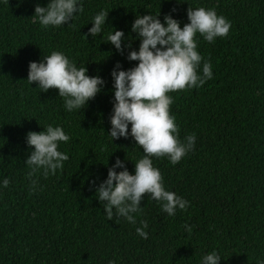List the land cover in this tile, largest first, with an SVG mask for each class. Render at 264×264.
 I'll return each mask as SVG.
<instances>
[{
	"label": "trees",
	"instance_id": "16d2710c",
	"mask_svg": "<svg viewBox=\"0 0 264 264\" xmlns=\"http://www.w3.org/2000/svg\"><path fill=\"white\" fill-rule=\"evenodd\" d=\"M47 3H0V180L10 181L0 189V264H200L213 250L220 264L264 260V0H81L73 20L42 27L31 17L36 4ZM189 6L214 8L231 28L211 43L196 36L201 69L210 61L212 79L168 93L179 138L195 134L193 149L176 165L152 157L165 189L188 206L169 216L146 193L142 210L133 213L135 224L115 214L108 220L91 181L106 179L117 157L131 173L144 155L131 137L112 141L107 134L110 73L117 62L124 70L138 63L126 59L139 48L131 31L136 15L160 12L163 23L171 13L183 27ZM101 9L109 12L106 25L95 38L86 36ZM112 27L131 46L123 54L106 43ZM52 51L106 81L85 108L68 112L58 89L42 92L28 83L29 62ZM47 125L69 136L58 147L69 158L55 174H34L38 183L30 190L25 162L34 146L26 144V134ZM141 221L148 224L147 239L135 231Z\"/></svg>",
	"mask_w": 264,
	"mask_h": 264
},
{
	"label": "clouds",
	"instance_id": "9594fccd",
	"mask_svg": "<svg viewBox=\"0 0 264 264\" xmlns=\"http://www.w3.org/2000/svg\"><path fill=\"white\" fill-rule=\"evenodd\" d=\"M7 2L9 0H0V3ZM80 11L81 0H48L46 6L35 5L31 18L42 27H59L73 20ZM108 14L103 9L96 13L86 36L95 38L100 34ZM159 16L160 12L158 15H136L131 31L137 34L139 48L128 51L126 59L138 63L124 70L117 62L110 73L113 99L109 117L111 127L107 134L112 141L131 137L144 155L134 162L131 173L125 160L117 157L108 168L106 179L98 185L95 180L91 181L108 220H112L115 214L135 224L133 213L142 210L141 201L146 193L169 216L174 215L177 209L185 210L189 203L165 189L161 172L153 165L152 157L166 156L171 164L176 165L193 149L195 134L187 135L183 141L179 138L176 117L170 114L173 97L168 93L199 88L212 79L210 61L204 60L201 69L203 58L197 50L196 36L199 34L205 41L214 42L217 37L228 35L231 22L218 15L214 8L205 7L189 6L188 23L183 27L171 13L164 15L163 23ZM112 29L114 31L106 35V43L123 54L131 46L125 42L122 30ZM87 72L85 66L77 67L64 53L52 51L39 62H29L27 81L30 85L35 82L42 92L58 89V96L64 98L65 110L72 112L85 108L106 84L101 76H89ZM25 139L30 148L34 146L25 163L30 169L27 173L30 190H35L38 181L34 174L42 172L45 177L55 174L68 160V155L58 147L60 142H68L69 136L61 126L47 125L41 132H28ZM116 169L122 170L117 172ZM9 182L6 177L0 180V189L6 188ZM140 225L135 231L147 239L145 229L148 224L141 221ZM185 228L191 233V226L185 225ZM220 261L221 257L215 250L200 258V264H220ZM109 264H114V261H109ZM257 264H264V260L258 258Z\"/></svg>",
	"mask_w": 264,
	"mask_h": 264
}]
</instances>
